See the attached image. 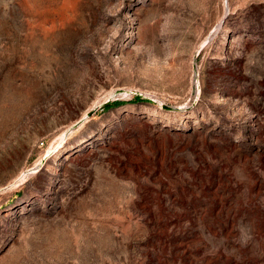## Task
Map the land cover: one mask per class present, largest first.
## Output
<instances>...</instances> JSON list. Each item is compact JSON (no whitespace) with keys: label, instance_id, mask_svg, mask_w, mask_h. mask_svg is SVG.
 I'll use <instances>...</instances> for the list:
<instances>
[{"label":"rangeland","instance_id":"obj_1","mask_svg":"<svg viewBox=\"0 0 264 264\" xmlns=\"http://www.w3.org/2000/svg\"><path fill=\"white\" fill-rule=\"evenodd\" d=\"M0 264H264V0H0Z\"/></svg>","mask_w":264,"mask_h":264},{"label":"trees","instance_id":"obj_2","mask_svg":"<svg viewBox=\"0 0 264 264\" xmlns=\"http://www.w3.org/2000/svg\"><path fill=\"white\" fill-rule=\"evenodd\" d=\"M141 102L151 103V101L136 95L129 101L115 100V101L107 102L106 104L103 105V109H110L127 103L131 104V103H141Z\"/></svg>","mask_w":264,"mask_h":264},{"label":"bare ground","instance_id":"obj_3","mask_svg":"<svg viewBox=\"0 0 264 264\" xmlns=\"http://www.w3.org/2000/svg\"><path fill=\"white\" fill-rule=\"evenodd\" d=\"M220 26V23H219V25L217 26V28ZM216 28V29H217ZM215 29V30H216ZM63 134L59 137V143H61L62 141H63ZM36 168L37 167H32L31 169H29V173L31 174H33V173H35V170H36ZM27 175H29L28 173H23L16 181H15V183H21V182H23L25 179H26V177H27Z\"/></svg>","mask_w":264,"mask_h":264},{"label":"water","instance_id":"obj_4","mask_svg":"<svg viewBox=\"0 0 264 264\" xmlns=\"http://www.w3.org/2000/svg\"><path fill=\"white\" fill-rule=\"evenodd\" d=\"M81 121H79L78 123L75 124V126H77Z\"/></svg>","mask_w":264,"mask_h":264}]
</instances>
